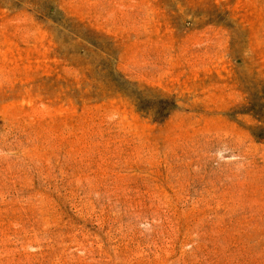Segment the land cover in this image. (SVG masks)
Listing matches in <instances>:
<instances>
[{
    "label": "rangeland",
    "instance_id": "1",
    "mask_svg": "<svg viewBox=\"0 0 264 264\" xmlns=\"http://www.w3.org/2000/svg\"><path fill=\"white\" fill-rule=\"evenodd\" d=\"M0 264H264V0H0Z\"/></svg>",
    "mask_w": 264,
    "mask_h": 264
},
{
    "label": "trees",
    "instance_id": "2",
    "mask_svg": "<svg viewBox=\"0 0 264 264\" xmlns=\"http://www.w3.org/2000/svg\"><path fill=\"white\" fill-rule=\"evenodd\" d=\"M138 111L143 112L147 115L153 114L155 120L163 119L167 114H169V108H160L154 110L151 108H146L144 106H138Z\"/></svg>",
    "mask_w": 264,
    "mask_h": 264
}]
</instances>
